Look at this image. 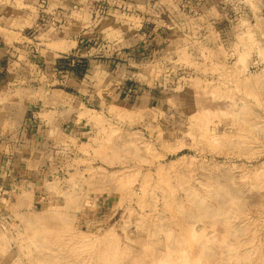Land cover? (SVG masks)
I'll return each instance as SVG.
<instances>
[{
    "label": "rangeland",
    "instance_id": "374dc122",
    "mask_svg": "<svg viewBox=\"0 0 264 264\" xmlns=\"http://www.w3.org/2000/svg\"><path fill=\"white\" fill-rule=\"evenodd\" d=\"M214 2L164 1L169 28L145 36L163 47L112 58L90 91L56 85L83 107L72 145L37 196L0 193V264H264V0ZM109 18L83 35L95 55L140 39L144 18ZM37 29L22 85L50 87Z\"/></svg>",
    "mask_w": 264,
    "mask_h": 264
},
{
    "label": "crops",
    "instance_id": "0c3cea01",
    "mask_svg": "<svg viewBox=\"0 0 264 264\" xmlns=\"http://www.w3.org/2000/svg\"><path fill=\"white\" fill-rule=\"evenodd\" d=\"M164 1L175 9L187 2L206 10L209 2L210 6L215 3L214 0H0V193L13 195L21 203L41 193L60 156L71 148L70 139H64V131L68 130L66 123L69 119L78 120L83 109L76 96L56 85L67 82L80 93L90 91V73L92 79L106 77L112 58H119L118 68L122 71V60L144 59L149 50L163 47L164 40L153 33L164 31L165 26L169 28L167 22L155 18L165 6ZM101 5H106L102 6L105 10H99ZM109 16L121 19L113 25L121 32L128 30L123 16L144 18L143 27L135 29L143 35H135L140 39H135L134 45L127 35L113 45L103 43L104 48L109 46L115 50L112 54L95 55L94 47L99 44L86 47L89 39L83 35L95 26L108 27L107 21H113ZM151 26L153 33L145 38ZM31 28H39L42 37L39 43L45 46L42 54L47 62L53 63V71L40 70L36 78L51 82H47L50 87L22 85L24 79L33 75V71L25 75L24 66L34 67L35 63L28 59L27 52L32 39L26 32ZM77 65H86L85 72L79 74ZM18 91L22 93L21 100H17L22 110L16 117ZM1 100H4L2 105Z\"/></svg>",
    "mask_w": 264,
    "mask_h": 264
},
{
    "label": "trees",
    "instance_id": "16d2710c",
    "mask_svg": "<svg viewBox=\"0 0 264 264\" xmlns=\"http://www.w3.org/2000/svg\"><path fill=\"white\" fill-rule=\"evenodd\" d=\"M77 67H78V65H77ZM77 70H78L79 74L84 73L85 70H86V65H82V66L79 65V67L77 68Z\"/></svg>",
    "mask_w": 264,
    "mask_h": 264
}]
</instances>
